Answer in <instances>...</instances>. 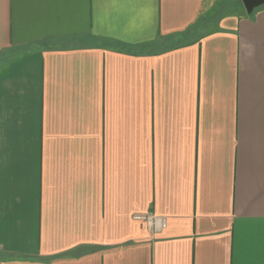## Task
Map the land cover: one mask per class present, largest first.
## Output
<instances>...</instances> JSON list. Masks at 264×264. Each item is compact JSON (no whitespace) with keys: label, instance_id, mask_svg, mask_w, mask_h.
Instances as JSON below:
<instances>
[{"label":"crops","instance_id":"1","mask_svg":"<svg viewBox=\"0 0 264 264\" xmlns=\"http://www.w3.org/2000/svg\"><path fill=\"white\" fill-rule=\"evenodd\" d=\"M0 264H264V6L0 0Z\"/></svg>","mask_w":264,"mask_h":264},{"label":"built area","instance_id":"2","mask_svg":"<svg viewBox=\"0 0 264 264\" xmlns=\"http://www.w3.org/2000/svg\"><path fill=\"white\" fill-rule=\"evenodd\" d=\"M136 219L145 220L148 227L152 230H159L166 226L167 221L164 217L155 214L154 212H148L146 214L135 215Z\"/></svg>","mask_w":264,"mask_h":264},{"label":"water","instance_id":"3","mask_svg":"<svg viewBox=\"0 0 264 264\" xmlns=\"http://www.w3.org/2000/svg\"><path fill=\"white\" fill-rule=\"evenodd\" d=\"M248 13H252L256 8L264 5V0H242Z\"/></svg>","mask_w":264,"mask_h":264},{"label":"trees","instance_id":"4","mask_svg":"<svg viewBox=\"0 0 264 264\" xmlns=\"http://www.w3.org/2000/svg\"><path fill=\"white\" fill-rule=\"evenodd\" d=\"M264 6V5H263ZM260 7H262V6H260ZM259 8V7H258Z\"/></svg>","mask_w":264,"mask_h":264}]
</instances>
